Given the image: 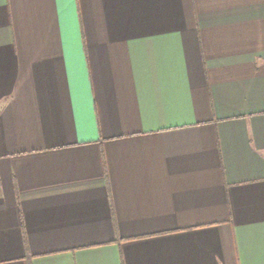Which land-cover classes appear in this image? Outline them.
<instances>
[{"label":"crops","instance_id":"1","mask_svg":"<svg viewBox=\"0 0 264 264\" xmlns=\"http://www.w3.org/2000/svg\"><path fill=\"white\" fill-rule=\"evenodd\" d=\"M0 264H264V0H0Z\"/></svg>","mask_w":264,"mask_h":264}]
</instances>
